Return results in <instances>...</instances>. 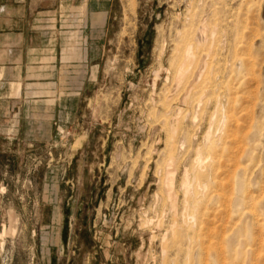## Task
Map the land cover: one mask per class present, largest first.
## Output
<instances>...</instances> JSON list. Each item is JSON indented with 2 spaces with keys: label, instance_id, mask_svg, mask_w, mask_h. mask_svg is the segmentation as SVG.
I'll use <instances>...</instances> for the list:
<instances>
[{
  "label": "rangeland",
  "instance_id": "1",
  "mask_svg": "<svg viewBox=\"0 0 264 264\" xmlns=\"http://www.w3.org/2000/svg\"><path fill=\"white\" fill-rule=\"evenodd\" d=\"M40 9L61 41L1 66L0 264H264V0Z\"/></svg>",
  "mask_w": 264,
  "mask_h": 264
},
{
  "label": "crops",
  "instance_id": "2",
  "mask_svg": "<svg viewBox=\"0 0 264 264\" xmlns=\"http://www.w3.org/2000/svg\"><path fill=\"white\" fill-rule=\"evenodd\" d=\"M42 1L0 0V78L2 63L8 68H18L21 77L23 63L30 60L33 50L39 55L41 49L49 46V41H61L57 36L52 38L50 30L43 27L40 20ZM104 18L105 12H98L95 22L102 23ZM72 37L75 34H71ZM72 51L74 46L67 47L64 58H68Z\"/></svg>",
  "mask_w": 264,
  "mask_h": 264
},
{
  "label": "bare ground",
  "instance_id": "3",
  "mask_svg": "<svg viewBox=\"0 0 264 264\" xmlns=\"http://www.w3.org/2000/svg\"><path fill=\"white\" fill-rule=\"evenodd\" d=\"M190 49H191V47H190ZM188 50H189V48H188ZM188 50H187V51H188ZM188 53H189V52H188ZM188 53H187V54H188ZM191 54H192V53H191ZM192 56H193V55H192ZM187 57H188V56H187ZM186 96H187V94H186ZM183 100H184V99H183ZM169 181L172 182V179H170Z\"/></svg>",
  "mask_w": 264,
  "mask_h": 264
}]
</instances>
